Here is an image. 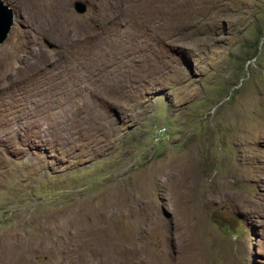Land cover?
I'll use <instances>...</instances> for the list:
<instances>
[{
  "label": "rangeland",
  "instance_id": "374dc122",
  "mask_svg": "<svg viewBox=\"0 0 264 264\" xmlns=\"http://www.w3.org/2000/svg\"><path fill=\"white\" fill-rule=\"evenodd\" d=\"M73 1L2 0L0 264L119 206L145 264H264V0Z\"/></svg>",
  "mask_w": 264,
  "mask_h": 264
},
{
  "label": "bare ground",
  "instance_id": "6f19581e",
  "mask_svg": "<svg viewBox=\"0 0 264 264\" xmlns=\"http://www.w3.org/2000/svg\"><path fill=\"white\" fill-rule=\"evenodd\" d=\"M124 213L122 206H119L118 211L105 213L93 219H89L87 214L77 217L76 214L73 216L70 213L69 216L64 217L61 220L63 223H60L64 231L68 230L70 234L64 242L68 245L67 251L64 252L70 263L91 264L92 261V264H145L147 258L143 256L147 254L144 244L139 243L140 239L130 238L127 244L129 247L122 244L123 239L129 236L119 225L117 215L121 217ZM111 214L113 215L110 216ZM193 264L201 263L193 262Z\"/></svg>",
  "mask_w": 264,
  "mask_h": 264
},
{
  "label": "water",
  "instance_id": "95a60500",
  "mask_svg": "<svg viewBox=\"0 0 264 264\" xmlns=\"http://www.w3.org/2000/svg\"><path fill=\"white\" fill-rule=\"evenodd\" d=\"M72 7L77 14H83L86 11V4L79 0L73 1ZM12 16L11 8L0 0V43L6 38L12 24Z\"/></svg>",
  "mask_w": 264,
  "mask_h": 264
}]
</instances>
